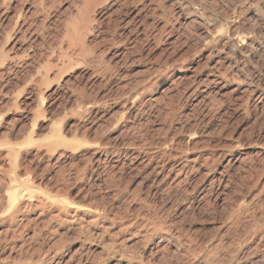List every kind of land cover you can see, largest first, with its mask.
<instances>
[{
	"label": "rangeland",
	"instance_id": "obj_1",
	"mask_svg": "<svg viewBox=\"0 0 264 264\" xmlns=\"http://www.w3.org/2000/svg\"><path fill=\"white\" fill-rule=\"evenodd\" d=\"M152 1L0 0V264H264V0Z\"/></svg>",
	"mask_w": 264,
	"mask_h": 264
},
{
	"label": "bare ground",
	"instance_id": "obj_2",
	"mask_svg": "<svg viewBox=\"0 0 264 264\" xmlns=\"http://www.w3.org/2000/svg\"><path fill=\"white\" fill-rule=\"evenodd\" d=\"M146 1V0H145ZM154 1H157V0H154ZM154 1H152V2H154ZM151 2V1H150ZM155 3H157V2H155ZM122 7V6H121ZM136 12H138V11H136ZM125 14V13H124ZM134 16V15H133ZM29 29V28H28ZM160 31V30H159ZM155 33V32H154ZM24 35V34H23ZM238 36H240V35H238ZM22 51V50H21ZM221 60V59H220ZM195 79V78H194ZM193 79V80H194ZM196 81V80H195ZM197 82V81H196ZM202 82V81H201ZM199 84V83H198ZM151 119V118H150ZM149 119V120H150ZM147 121V120H146ZM145 124V123H144ZM184 126V125H183ZM154 130V129H153ZM165 130V129H164ZM167 131V130H166ZM194 133V132H193ZM198 134V133H197ZM157 137V136H156ZM190 137H192V136H190ZM174 140V139H173ZM184 141V140H183ZM187 141V140H186ZM161 142L162 141H160V144H161ZM164 142V141H163ZM178 142V141H177ZM180 142V141H179ZM175 143V142H174ZM180 144V143H179ZM170 145V144H169ZM172 145V144H171ZM178 145V144H177ZM207 145V144H206ZM157 146V145H156ZM159 146V145H158ZM205 146V145H204ZM166 147V144L164 145V148ZM174 147V146H173ZM176 147V146H175ZM186 147H189V146H186ZM185 147V148H186ZM160 148H163V147H160ZM167 148V147H166ZM170 148V147H169ZM168 148V149H169ZM159 149V148H158ZM171 149V148H170ZM175 149H178V148H175ZM162 151V150H161ZM151 152H153V151H151ZM179 154H178V153ZM168 153V154H167ZM186 153V152H185ZM164 154V153H163ZM181 154H184V151H181V149L178 151V150H176L175 152H172V151H168V152H166L164 155H162V158H160V159H162V161H161V169H163V168H165V166H166V164H167V162L168 161H170V160H175V159H178V158H180L182 155ZM181 155V156H180ZM200 156V155H199ZM205 156V155H204ZM198 157V156H197ZM197 157H195L194 159H191V161H192V163H193V167H198L197 165V162L198 161H200V159L198 160V158ZM201 157V156H200ZM208 157V156H207ZM205 158V157H204ZM212 158V157H211ZM217 158V157H216ZM153 159V158H152ZM157 159V158H156ZM159 159V158H158ZM167 159V160H166ZM180 159H182V158H180ZM214 159V158H213ZM204 160V159H203ZM215 160V159H214ZM141 161V160H140ZM149 161V160H148ZM159 161V160H158ZM240 161V160H239ZM204 162H205V160H204ZM211 162V161H210ZM235 161H233V163H234ZM238 162V161H237ZM140 163V162H139ZM146 163H147V161H146ZM181 163V162H180ZM207 163H208V161H207ZM244 163V162H243ZM136 164V163H135ZM142 164H143V162H142ZM209 164V163H208ZM144 165H146L145 163H144ZM143 165V166H144ZM206 165V164H205ZM232 165V164H231ZM156 166V165H155ZM154 166V167H155ZM172 167H170V168H176V167H178L179 168V170H180V172H183V170H184V167L180 164H175V163H173L172 165H171ZM243 166V165H242ZM241 166V167H242ZM137 167H138V165H137ZM206 167V166H205ZM3 168V167H2ZM133 168V167H132ZM141 168V167H140ZM152 169V168H151ZM155 169V168H154ZM188 169H190V168H188ZM199 170V169H198ZM246 170V169H245ZM152 171V170H151ZM194 171V170H193ZM169 172V171H168ZM178 172V171H177ZM179 172V173H180ZM187 172V171H186ZM208 172V171H207ZM194 173V172H193ZM206 173V172H205ZM222 173V172H221ZM167 174V173H166ZM189 174V173H188ZM196 174V173H195ZM207 174V173H206ZM160 175V174H159ZM203 175V174H202ZM185 176V175H184ZM183 176V177H184ZM209 176V175H208ZM165 177V176H164ZM176 177V176H175ZM197 177V176H196ZM201 177H203V176H201ZM219 177V176H218ZM216 178V177H215ZM214 178V179H215ZM184 179H186V178H184ZM216 179H218V178H216ZM162 180V179H161ZM165 180H166V178H165ZM182 181V180H181ZM188 181V180H187ZM212 181V180H211ZM213 181H215V180H213ZM13 182V181H12ZM179 182V181H178ZM220 182H221V180H220ZM27 183V182H26ZM169 184V183H168ZM214 184V183H213ZM169 186V185H168ZM223 186V185H222ZM19 187V186H18ZM29 187L30 186H28V185H24V187L23 188H21V187H19V188H17L16 189V191L15 192H12L11 191V193L9 194V199H10V206L11 207H13V205L16 203V200L18 199V197H20L21 195H20V193H24V192H26V191H28V189H29ZM177 189H178V187H177ZM171 190V189H170ZM189 191V190H188ZM168 193V192H167ZM222 193V192H221ZM225 193V192H224ZM228 192H226V194H227ZM20 195V196H19ZM40 200H41V198H39ZM21 201V200H20ZM224 201V200H223ZM252 202V201H251ZM251 204V203H250ZM68 205V204H67ZM66 205V206H67ZM262 205V204H261ZM65 207V206H64ZM11 209V208H10ZM264 209V208H263ZM258 210V209H257ZM7 212V211H6ZM74 216V215H73ZM40 220H42V219H40ZM75 220V219H74ZM28 221V220H27ZM26 221V222H27ZM50 221H52V219H50L49 220V222ZM73 221V220H72ZM21 222H22V219H21ZM40 222V221H39ZM48 222V223H49ZM51 223V222H50ZM21 224V223H20ZM130 224V223H129ZM132 224V223H131ZM23 225V224H22ZM49 225V224H48ZM134 225V224H133ZM21 226V225H20ZM126 226V225H125ZM135 226V225H134ZM17 227H19V226H17ZM24 227H25V224H24ZM35 227H37V226H35ZM143 227V226H142ZM20 229V228H19ZM140 229V228H139ZM74 230V229H73ZM90 231V230H89ZM139 231V230H138ZM146 231V230H145ZM150 233V232H149ZM144 235H146V234H144ZM146 238V237H145ZM262 240V239H261ZM115 242V241H114ZM117 244V243H116Z\"/></svg>",
	"mask_w": 264,
	"mask_h": 264
}]
</instances>
